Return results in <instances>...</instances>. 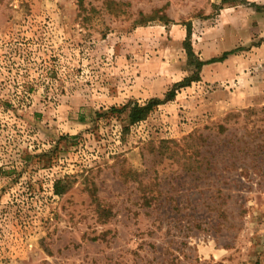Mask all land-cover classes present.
Listing matches in <instances>:
<instances>
[{
  "label": "rangeland",
  "instance_id": "obj_1",
  "mask_svg": "<svg viewBox=\"0 0 264 264\" xmlns=\"http://www.w3.org/2000/svg\"><path fill=\"white\" fill-rule=\"evenodd\" d=\"M0 264H264V0H0Z\"/></svg>",
  "mask_w": 264,
  "mask_h": 264
},
{
  "label": "trees",
  "instance_id": "obj_2",
  "mask_svg": "<svg viewBox=\"0 0 264 264\" xmlns=\"http://www.w3.org/2000/svg\"><path fill=\"white\" fill-rule=\"evenodd\" d=\"M183 46H184V49L186 51L187 57L190 59L191 58L193 59L194 55L192 53V49L190 46L189 35L186 37L185 41L183 42ZM231 52L232 51L224 52L220 58H214V59H211V60L206 61V62L200 61L199 59L190 60V63L193 64L195 71L193 72V74L191 76L185 77L182 79V81L174 84L172 89H170L167 92L166 100H170L174 96V92L177 88L188 85V83L192 79H197V76L194 77V75L197 74L199 68L202 65L207 64V63H211V62L220 61L222 58L226 57ZM160 103H162V102L158 98H151V99L145 101V103H143V104H138L137 102H128L127 104L123 105L120 109H117V111H119V112L124 111L126 113L128 123H136V122H139L141 120H144L146 118V116L152 111L154 106H156ZM112 109H114V108H112ZM60 185H61L60 179L54 181L53 190H52L53 194L61 195L62 193H64V188H63V186H60Z\"/></svg>",
  "mask_w": 264,
  "mask_h": 264
}]
</instances>
